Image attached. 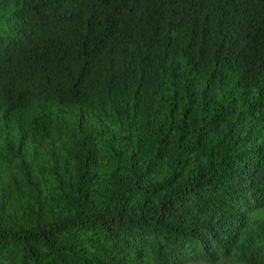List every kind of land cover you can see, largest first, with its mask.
I'll return each instance as SVG.
<instances>
[{
    "label": "trees",
    "instance_id": "trees-1",
    "mask_svg": "<svg viewBox=\"0 0 264 264\" xmlns=\"http://www.w3.org/2000/svg\"><path fill=\"white\" fill-rule=\"evenodd\" d=\"M0 264H264V0H0Z\"/></svg>",
    "mask_w": 264,
    "mask_h": 264
}]
</instances>
